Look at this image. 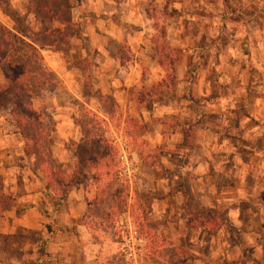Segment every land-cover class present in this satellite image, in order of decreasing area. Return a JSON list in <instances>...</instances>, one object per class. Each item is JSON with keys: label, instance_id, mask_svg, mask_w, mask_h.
Returning a JSON list of instances; mask_svg holds the SVG:
<instances>
[{"label": "rangeland", "instance_id": "374dc122", "mask_svg": "<svg viewBox=\"0 0 264 264\" xmlns=\"http://www.w3.org/2000/svg\"><path fill=\"white\" fill-rule=\"evenodd\" d=\"M41 3L49 4L54 14L39 7ZM156 3L159 1L153 0L149 4L150 14L155 19V34L150 41L153 42L155 49H159L158 55L162 62L160 68L163 73L165 72L164 76L159 81L149 74L148 66H143L139 83L132 89H123L117 93L111 88L109 82L110 77L117 75V72L112 74L115 62L111 59L105 61L106 71L109 73L107 80L103 77V79L95 77V72L104 62L99 56L101 52L98 51L101 42H95V48H93L89 41L80 39L79 25L72 21L74 16L70 10L69 16L66 17L63 12L57 11L53 0H0V26L13 32L14 29L17 31L20 29L22 35L31 39L41 56L44 70V74H41L42 80L34 78L27 82L28 97H25V101L34 118L32 122L23 121L20 124L24 131L23 139L18 133L22 143L20 152L9 158H1V168L4 169L0 173V191L3 197L9 199H12V194L35 195L38 191L51 205L53 202L62 203L65 198L62 192L63 184L70 179V172L75 166V152L78 151L81 159L86 157L85 153L79 149L81 129L84 131V140L87 133L95 134L94 140L96 137L103 139L101 145L96 146L94 141L89 145L93 144L95 151L102 150L98 156L107 155L109 158L113 153L114 156L110 165L95 164L91 168L81 165L75 171L76 178H74L73 186H85L90 196L85 217L78 222L82 221L91 228L100 227L105 238L118 241L115 227L128 219L139 230L141 244L145 245L146 254L143 264H189L188 261L182 260L185 248L183 245H190L187 242L191 236L190 231L197 229H189L187 225L190 223L193 226L195 224L199 226L203 221L207 223L204 216L200 214L201 210L191 208L190 198H188L189 200L187 199L185 203V229H181L178 236L172 238L175 237L171 227L172 220L162 219L161 221L149 217L146 212L149 202L153 197H161L163 193L169 195L173 190L181 188L183 184L181 173H184L186 178L191 175V165L198 157V150L195 149L198 145L196 140L198 136L195 135L193 126L199 128L200 125L208 132L223 130V127L225 130L229 126L233 130V137L227 142L229 144L225 143V145L227 147L230 144L231 147L235 145L236 150L233 151L236 155L255 168L264 163V122L257 123L252 118L239 121L242 115L249 118L247 111H250V107L245 104L244 106L234 105L232 108L223 106L225 118L210 116L205 122L207 127L204 126L203 112L207 113L208 107L201 106L197 101L209 102L221 97V103L223 102L224 105V99L233 95L224 89L225 84L220 82L216 84L213 81L217 73H219L218 76L223 77L224 81V75L230 72V59L223 56L216 60L213 57L210 60L201 57L198 66L196 64L188 66L182 80H190L193 74H195L194 77L202 76L211 81L206 90L203 94L201 90L192 92L185 89L183 95L179 90L176 92V69L180 60L177 59L176 52L171 51V47L161 38L164 31L161 19L164 17ZM71 4V0L70 3L67 2L68 8ZM186 28L188 27L185 26ZM185 45L191 44L183 41V46ZM217 45H220L223 51L226 43L220 41ZM108 48L109 52L117 55L120 63L130 59L125 43L110 44ZM166 54L168 58L164 57ZM239 61L237 60L236 64L241 67L240 63L243 64V62ZM249 61L250 59L247 58L246 66L251 67ZM51 67L55 68V71ZM252 71L254 68L251 73H248V82L249 79L255 78ZM251 91L252 89H247V92ZM190 93H193V96ZM113 94L121 97L119 103L116 102ZM181 96L194 103L181 105L179 101ZM153 102H168L167 113L162 117L159 116L158 108L152 105ZM0 116L6 120L4 126L16 133L17 125L13 121L9 106L0 107ZM217 117L220 118L221 125L215 128V125L210 123ZM97 120L103 122H97ZM87 121L89 124L85 125ZM255 124L260 126L259 132L254 130ZM242 133H244L243 136ZM257 133L260 135H256ZM105 140L109 141L110 145H105ZM200 140H203L205 145L213 144V142L217 145L221 139L215 138L214 141L203 137ZM26 152L30 154H25ZM161 152H167L171 156L167 161L173 166L168 170H163L159 164ZM214 154L212 153V157L215 159L220 153ZM121 156L123 160L120 159ZM228 165L226 163V168ZM259 179L254 195L264 198V169ZM159 180L163 181V185ZM6 181L14 184L12 194L7 190L9 185L5 189L2 188ZM247 184L250 182L248 181ZM225 192L234 194V190L229 188ZM254 203H257V206L261 204L264 213V201ZM227 204L222 202L217 213L210 214L216 226L210 230L214 225L213 222L204 225L206 227L204 230L207 231L202 234V239L217 235L216 230L224 225L228 231L232 230V233H228V240L232 244L240 245L241 230L238 227H229L220 216ZM29 206L34 207L35 203H24L14 208L19 212L28 209ZM241 207L245 208L246 205L241 204ZM2 212L3 210H0V216ZM32 218L35 221V218ZM242 222L248 223V228L252 226L254 235L249 236L253 242L264 245V227L263 230L262 228L258 230L256 218L243 217ZM159 225L166 231L167 240L162 237V234L158 238L155 235ZM241 227L245 229V225ZM257 230L259 236L255 235ZM219 237H223L225 242L224 234ZM37 238L39 239V236L35 234V230L22 228L17 229L12 235H0V245H23L22 251L15 249L11 251L14 256H19L21 253H31ZM216 238L217 236L215 242L220 243ZM40 240V245H43V239L40 238ZM116 256V264H125L119 247ZM240 259L239 257L237 261L234 260L230 264H242ZM25 264L35 263L26 262Z\"/></svg>", "mask_w": 264, "mask_h": 264}, {"label": "crops", "instance_id": "0c3cea01", "mask_svg": "<svg viewBox=\"0 0 264 264\" xmlns=\"http://www.w3.org/2000/svg\"><path fill=\"white\" fill-rule=\"evenodd\" d=\"M154 1H159L156 4L163 12L164 17L161 19L164 26L161 38L171 49L177 51V59L180 60L176 69V92L179 90L183 95L185 89L192 92L201 90L203 94L206 90L211 81L202 76L194 77L195 74L192 73L190 80H182L188 66L190 64L198 66L201 57L209 60L213 57L216 60L223 56L230 59V72L226 76L224 75V81L223 77L218 76L219 73L216 74L213 81L216 84L219 82L225 84L224 89L233 95L224 99V105L223 102L221 103V97L209 102L197 101L201 106L208 107V112H203L204 126L207 127L205 122L210 116L225 118L223 106L232 108L234 105L244 106L245 104L250 107V111H247L249 118L242 115L239 121L252 118L257 123H263L264 0ZM67 2L70 3V0ZM71 2L69 10L74 16L72 21L79 25L80 39L89 41L93 48H95V42H101L98 51L101 52L99 56L104 62H102L101 68L95 72L96 78L108 79L109 73L106 71L105 65L107 59L115 62L112 74L117 72V78L110 77L109 82L111 88L117 93L123 89H132L139 83L143 66H148L149 74L159 81L163 78L165 72L163 73L157 63V59L160 57L159 49H155L153 42L150 41V38L155 34V19L149 10V4L153 0H71ZM185 26L188 28L185 29ZM183 41L189 42L191 45L184 47ZM220 41L226 43L223 51L220 49V45H217ZM119 43H125L129 50L130 59L127 62L120 63L117 55L109 52L108 45ZM247 58L250 59L248 63H251V67L246 66ZM253 59L255 60L253 61ZM237 60L243 62V64L240 63L241 67L237 66ZM252 68H254L252 72L255 74V78L249 79L248 82V73H251ZM52 70L55 71V68ZM0 83H2V75H0ZM248 88L252 91L247 92ZM190 94L193 96V93ZM113 96L119 103L121 97L115 94ZM179 101L181 105L194 103L182 96ZM167 103H152L153 106H157L159 116L162 117L167 113ZM219 120L220 118L217 117L210 124L215 125L216 128L217 125H221ZM4 123H6L5 118L0 116V173L4 169L1 168V158L17 155L22 144L18 133L5 127ZM193 128L195 135L198 136L196 139L198 145L195 146V149L198 150V157L191 165V175L186 178L184 173H181L183 176L181 188L173 190L169 195L163 193L164 195L161 197H153L146 210L148 216L154 220H172L171 227L173 236H175L172 238H176L179 231L185 229V203L188 198H190L188 200L191 203V208L200 209L209 214L217 213L221 203L227 202L228 204L222 209L220 216L226 225L238 227L241 230L240 245L232 244L228 240V233H232V230L228 231L224 225L216 230L217 235L209 236L207 239H202V234L207 230H191V236L187 240L190 245H183L185 248L182 260L188 261L189 264H230L240 257L242 264H264V245L253 242L249 236L250 234L254 235L252 226L248 228V223L242 222L243 217L256 218V224L259 225L258 230L261 228L263 230V207L261 204L257 206L258 204L254 202L264 201V198L255 197L254 192L256 185L259 184V175L264 169V163L253 168L247 161H243L236 155L233 151L236 150L235 145L232 147L231 144L229 147L225 145L233 137V130L229 126L225 130L223 127V130L217 129L214 132H208L200 125L199 128L196 126ZM258 128L260 129V126L255 124L254 130L258 131ZM203 137L214 141L215 138L221 140L217 145H214L215 142L205 145L203 140H200ZM251 151L253 152V150ZM212 153L220 154L214 159ZM169 157L171 156L167 152H161L159 164L163 170H168L173 166L171 162L167 161ZM226 163L229 164L228 168H226ZM181 170L183 169L181 168ZM248 181L250 184H247ZM8 185L7 190L12 194L11 190L14 187L12 182L6 181L2 188L5 189ZM228 188L233 189L234 194H227L225 191ZM87 193L86 187L82 185L69 188L63 202L56 209L38 191L35 192V195L12 194L11 198L14 200L15 206L20 207L24 203L30 202L31 204L35 203V206L31 208L29 206L28 209L19 212L14 207L10 210H3L0 216V235H12L17 229L25 228L35 230L39 239H36L31 253H21L19 256H14L11 251L14 249L22 251L23 245H0V256L2 257L0 264H25L26 262L35 264H116L118 241L105 238L100 227L91 228L82 221L78 222L85 217L89 206L90 196ZM254 199L256 200L253 201ZM241 204H245L246 207L242 208ZM32 217L35 218V221ZM165 224L168 226V223L165 222ZM241 225H245V229H242ZM162 228L163 226L159 225V228L155 230V235L158 238L162 234V237L167 240L166 231ZM258 230L255 232L256 236H259ZM223 234L225 242L223 237H219ZM216 236L220 243L215 242ZM40 238L44 241L43 245H40Z\"/></svg>", "mask_w": 264, "mask_h": 264}, {"label": "trees", "instance_id": "16d2710c", "mask_svg": "<svg viewBox=\"0 0 264 264\" xmlns=\"http://www.w3.org/2000/svg\"><path fill=\"white\" fill-rule=\"evenodd\" d=\"M53 2L57 6V11L63 12L66 17L69 16V8L66 0H53ZM39 7H42L45 11L54 14L53 9L49 6V4L41 3ZM171 51L177 52L176 50L172 49ZM164 57L168 58L167 54ZM157 63L159 66L161 65L162 62L160 58L157 59ZM0 72L2 75V83H0V107L9 106L11 109V116L14 118L13 121L17 125V133H19L23 139L24 131L20 126L21 122H32L34 118L28 103L25 101V97H28L27 82L34 78L37 80H42L41 74H44V70L41 56L36 50L34 42L31 39L26 38L25 35H22L20 29L19 31L14 29L13 32L0 26ZM100 121L101 120H97V122ZM87 124H89V121L85 122V125ZM81 132L82 137L79 140V149L85 153L86 160L81 159V157L78 156V151L75 152L76 163L70 172V179L63 184V194H66L68 189L75 184V171L78 170L79 166L84 165L83 167L91 168L92 166H95V164L104 163L105 165H110V163L113 161L114 153L109 158H107V155L98 156V153L102 152V150L95 151L93 144L89 145L90 142L94 141L96 146H100L101 140L103 139H98L96 137L94 140L95 134L87 133L86 139L84 140V131L82 129ZM86 144L89 146L86 147ZM105 145H110V142L105 140ZM25 154L29 155L30 153L26 152ZM60 204V202H53L52 205L53 208L56 209L60 206ZM14 206V200L3 197L0 191V210H8ZM200 214L204 216L205 220H207V223L206 221H203V223L199 226L197 224L193 226L189 223L187 228L206 229L205 226L208 224V222H213V217H211L209 213L201 211ZM187 222H189V219H187ZM213 224L214 225H212L210 230L214 229L216 226V223L213 222Z\"/></svg>", "mask_w": 264, "mask_h": 264}, {"label": "built area", "instance_id": "2783aa9c", "mask_svg": "<svg viewBox=\"0 0 264 264\" xmlns=\"http://www.w3.org/2000/svg\"><path fill=\"white\" fill-rule=\"evenodd\" d=\"M120 159L123 160L121 156ZM118 234V244L125 264H143L145 245L141 244L139 230L128 219L115 227Z\"/></svg>", "mask_w": 264, "mask_h": 264}]
</instances>
